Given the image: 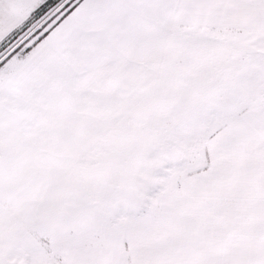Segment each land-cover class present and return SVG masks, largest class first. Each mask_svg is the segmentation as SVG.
I'll return each mask as SVG.
<instances>
[{"label":"snow or ice","instance_id":"1","mask_svg":"<svg viewBox=\"0 0 264 264\" xmlns=\"http://www.w3.org/2000/svg\"><path fill=\"white\" fill-rule=\"evenodd\" d=\"M0 264H264V0H0Z\"/></svg>","mask_w":264,"mask_h":264}]
</instances>
